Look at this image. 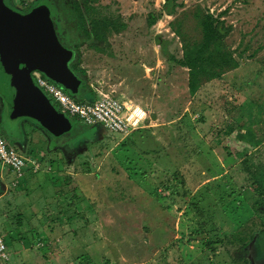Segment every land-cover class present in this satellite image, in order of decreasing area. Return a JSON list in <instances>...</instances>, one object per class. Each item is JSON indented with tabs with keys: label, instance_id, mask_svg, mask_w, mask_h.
Returning <instances> with one entry per match:
<instances>
[{
	"label": "rangeland",
	"instance_id": "1",
	"mask_svg": "<svg viewBox=\"0 0 264 264\" xmlns=\"http://www.w3.org/2000/svg\"><path fill=\"white\" fill-rule=\"evenodd\" d=\"M165 1L6 0L22 12L49 11L87 90L145 103L163 116L128 137L72 120L70 135L86 137L68 151L75 168L69 171L86 191H71L67 180L74 175L58 178L82 196L73 205L95 198L83 235L101 247L85 264H264V0H179L173 15L161 14ZM221 24L220 34L214 28ZM163 46L178 63L168 61ZM186 56L210 61L214 74L200 76L195 93L190 69L180 64ZM2 112L0 98L1 131ZM232 141L238 146L229 156L225 146ZM29 149L26 155L43 163L47 146ZM5 189L0 229L9 264L21 239L24 264H39L47 254L20 233L23 218L2 197L15 190ZM63 203H51L50 219Z\"/></svg>",
	"mask_w": 264,
	"mask_h": 264
},
{
	"label": "crops",
	"instance_id": "2",
	"mask_svg": "<svg viewBox=\"0 0 264 264\" xmlns=\"http://www.w3.org/2000/svg\"><path fill=\"white\" fill-rule=\"evenodd\" d=\"M68 50L71 52L70 49ZM72 60L73 53L71 52V61L69 63V66L72 63ZM74 74L77 76L78 79V84L75 87L76 97L78 99H96V93L98 95V89L87 90L85 86L86 81L83 79L82 74L80 73L81 77L78 76L75 72ZM67 90L71 92L69 89ZM115 98L122 102L120 98ZM124 104L128 108L139 107L143 112H145L146 118L144 120V123L137 130L144 128L148 121L153 122L152 120H158L161 118L163 119V116L148 111V108L146 107L145 103L137 104L130 101L128 104ZM4 108L5 104L3 101L2 124L4 126V130H6L3 134H5L4 136L8 139L11 144V138L18 139L20 148L12 144V146L16 150H18V152H20L25 157H29L26 155L29 153V148H35L42 142L47 146L48 149L47 152L42 154L43 158L41 160L43 161V163L38 159L33 158L41 162L39 170L37 172L29 170V172H27L22 178L18 179L11 170H9L7 167L0 165V188L4 187L6 188L5 190H8L9 188L15 190L12 191L11 196L9 195V193H7L6 196H2L6 198L4 200V205L9 206L11 202L14 201V206L17 207V212L19 211V220L21 221L23 218V221L21 222V225L19 227L20 233H22L23 236L26 235L28 238L33 237L30 241L31 246L39 247V249H44L45 254H47L43 257V259L39 258L40 261L37 263L56 264L57 261H61L63 259L65 264H85L89 262L91 258H97L93 254L92 249H99L101 247L100 240H95V238L94 240L89 239L87 235H83L85 233H88L85 232V228L83 225H86L84 222H88L87 219L89 211H91L93 208L91 207V204H93L96 208V204L94 202L95 198L91 196V201L84 202L83 200H81V202L78 201L75 203L76 205H73V199L76 200L78 199V197L82 198V196H77L78 194L72 192L79 190V188L82 190V192L83 190L85 192L86 189H84L83 183L81 182L83 181V179L77 174H73L69 171V169L73 170L75 168L73 165L74 161L72 160V158H70V154L68 151L71 150L72 146H74V143L76 144L82 141L86 136L84 134L70 135V133L72 132L71 130L73 125L70 130L66 131L65 133L55 135L50 132L46 127L42 126L41 124L37 123L36 121L30 118H23L19 123L18 132L16 134H13L4 125ZM23 120L28 121V124H24L22 128L21 124ZM100 126L102 128H105L102 125ZM137 130L132 131L128 135H117H120L122 137H128ZM29 131L30 133H33V138L29 137ZM61 137H65V141H59V139H62ZM75 153L76 152H72V156ZM41 172H44L46 174L39 175V173ZM64 173L74 175L72 176V179L69 178L67 180V182H71L70 186H72V190H70L72 192L67 188L71 194H69V192L64 189L69 184L65 181H62L61 178H58V176ZM5 175H9V177L6 178ZM44 188H46L47 191H44ZM59 188H62L64 190H58ZM52 191L55 192L50 194ZM64 192L68 194H65ZM62 193V197L54 199L57 196H61ZM56 201L64 202V209H59L58 212L55 213V218L50 219V214H48L49 208L51 207V203H53L52 205H54L56 204ZM105 202H103V209L108 207L107 203ZM67 207L68 209H66ZM4 213H7L5 208ZM3 217L7 218L8 216L7 214H3ZM74 217L79 218L77 220L75 219L76 221H74ZM31 220L33 221V224L31 223V225H29V222H31ZM87 241H89L88 244ZM26 246L27 245L24 239H21L19 243V249L13 250L14 255L17 256L14 262L15 264H24L23 256L27 251Z\"/></svg>",
	"mask_w": 264,
	"mask_h": 264
},
{
	"label": "water",
	"instance_id": "3",
	"mask_svg": "<svg viewBox=\"0 0 264 264\" xmlns=\"http://www.w3.org/2000/svg\"><path fill=\"white\" fill-rule=\"evenodd\" d=\"M70 61L71 52L60 42L47 9L24 13L0 0V97L5 104L3 122L11 133L18 132L23 118L55 135L70 130L72 120L58 111L31 76L39 70L75 93L78 79Z\"/></svg>",
	"mask_w": 264,
	"mask_h": 264
},
{
	"label": "built area",
	"instance_id": "4",
	"mask_svg": "<svg viewBox=\"0 0 264 264\" xmlns=\"http://www.w3.org/2000/svg\"><path fill=\"white\" fill-rule=\"evenodd\" d=\"M32 78L37 86L67 117L76 118L84 126L102 125L112 133L128 135L139 129L146 118L139 107L128 108L115 97L98 91L96 99H78L63 85L48 78L43 72L34 70ZM41 162L23 156L16 150L0 130V165L7 167L19 179L29 170L37 172ZM10 253L5 237L0 231V264H9Z\"/></svg>",
	"mask_w": 264,
	"mask_h": 264
},
{
	"label": "trees",
	"instance_id": "5",
	"mask_svg": "<svg viewBox=\"0 0 264 264\" xmlns=\"http://www.w3.org/2000/svg\"><path fill=\"white\" fill-rule=\"evenodd\" d=\"M180 6L179 0H166L162 10H161V14H166V15H173L177 8ZM152 18L155 19L154 16H152ZM214 19H212L211 21L208 22V27L209 29L207 30L206 33V42H209L212 38V30H213V23ZM94 29H97L96 25H93ZM221 29H224V25L221 24L220 26H218V30L217 27L214 28V30L218 31V33L221 31ZM221 34V32H220ZM163 53L164 55L168 58V61L172 62H177L179 60H177V58H175V56H173L172 54L169 53V51H167V49H165V47L163 46ZM186 60L182 61L180 64L182 66L188 67L190 69V90L192 93H195L197 91L198 85H199V81H200V76L202 75H214L212 71H210L207 67V64L210 61H207L201 57L198 56H186L185 58ZM213 63V62H211ZM71 69L78 75L81 77L80 73L75 70V68L73 67V62L70 64ZM77 98V97H76ZM71 120H77L76 118L71 117ZM78 121V120H77ZM84 126V125H83ZM226 136L230 135V132L228 130H226ZM230 137H227V142H229ZM231 141V140H230ZM238 145H236V141H232L230 145L225 146V149L228 151V155L229 156H233L235 155L236 152V147ZM230 148H233L232 151Z\"/></svg>",
	"mask_w": 264,
	"mask_h": 264
},
{
	"label": "flooded vegetation",
	"instance_id": "6",
	"mask_svg": "<svg viewBox=\"0 0 264 264\" xmlns=\"http://www.w3.org/2000/svg\"><path fill=\"white\" fill-rule=\"evenodd\" d=\"M7 4H8V2H7ZM8 5H10V4H8ZM11 6V5H10ZM13 7V6H12ZM14 8V7H13ZM16 9V8H15ZM16 10H18V9H16ZM20 11V10H19ZM22 12V11H21ZM24 13H27V12H24ZM55 24V23H54ZM4 126H2L1 127V129L3 128ZM2 133H4V130L2 129V131H1ZM5 135V134H4Z\"/></svg>",
	"mask_w": 264,
	"mask_h": 264
}]
</instances>
